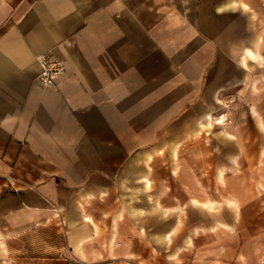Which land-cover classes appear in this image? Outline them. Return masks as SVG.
<instances>
[{"label":"crops","instance_id":"1","mask_svg":"<svg viewBox=\"0 0 264 264\" xmlns=\"http://www.w3.org/2000/svg\"><path fill=\"white\" fill-rule=\"evenodd\" d=\"M220 139L264 156V0H0V264H241L183 169Z\"/></svg>","mask_w":264,"mask_h":264},{"label":"rangeland","instance_id":"2","mask_svg":"<svg viewBox=\"0 0 264 264\" xmlns=\"http://www.w3.org/2000/svg\"><path fill=\"white\" fill-rule=\"evenodd\" d=\"M246 120L244 115L240 121ZM244 132L247 143L251 142L254 133ZM229 133L226 130L221 134L228 137ZM217 141L220 146L211 148L216 158H207V150L194 161L183 158V169L199 174L200 217L206 218L210 208L217 221L232 225L217 230L216 234L224 238L214 244L218 256L241 264H264V156L251 158L254 148L247 146L248 158H222L223 151L232 153L235 148L224 139ZM213 199L214 209L209 205Z\"/></svg>","mask_w":264,"mask_h":264},{"label":"built area","instance_id":"3","mask_svg":"<svg viewBox=\"0 0 264 264\" xmlns=\"http://www.w3.org/2000/svg\"><path fill=\"white\" fill-rule=\"evenodd\" d=\"M38 73L36 80L38 84L46 88H54L57 80L64 72L63 63L46 54H41L36 57Z\"/></svg>","mask_w":264,"mask_h":264},{"label":"bare ground","instance_id":"4","mask_svg":"<svg viewBox=\"0 0 264 264\" xmlns=\"http://www.w3.org/2000/svg\"><path fill=\"white\" fill-rule=\"evenodd\" d=\"M218 122H221L220 120Z\"/></svg>","mask_w":264,"mask_h":264}]
</instances>
